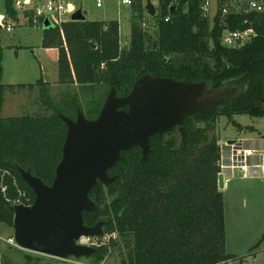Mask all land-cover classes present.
<instances>
[{
    "label": "trees",
    "instance_id": "16d2710c",
    "mask_svg": "<svg viewBox=\"0 0 264 264\" xmlns=\"http://www.w3.org/2000/svg\"><path fill=\"white\" fill-rule=\"evenodd\" d=\"M202 1L159 0L156 16H150L155 27L151 34L143 22L146 6L142 0H134L130 44L123 49L118 21L86 20L44 27L43 45L58 49V80L68 91L56 100L43 80L18 85L20 89L41 85L45 109L41 115L2 117L7 86L1 81L0 50V224L14 226L10 205L17 189L13 179L29 192L32 203L35 200L18 168L31 171L47 185L54 181L67 136L62 116L76 120L80 110L95 120L112 88L118 96H126L147 74L179 82L206 81L214 89L233 88L237 95L213 111L188 116L184 138L181 134L176 137L177 128L152 137L153 153L144 166L138 147L124 153L110 172L119 176L114 184L100 185L90 193L99 208L84 213V221L94 226L108 217L106 229L127 242L121 264H224L237 260L226 252L224 200L218 183L222 147L209 135L220 116H226L237 129H242L233 122L237 115L264 118V14H234L225 23L217 14L210 22L201 17ZM4 10L12 21L18 20L14 0H4ZM25 13L29 20L34 19L32 12ZM247 29H254L255 35L245 46L229 49L223 45L226 30ZM76 85L79 88L73 92ZM86 93L94 98L86 100ZM202 123L204 126H196ZM103 252L98 249L94 256L98 264L105 258Z\"/></svg>",
    "mask_w": 264,
    "mask_h": 264
},
{
    "label": "water",
    "instance_id": "95a60500",
    "mask_svg": "<svg viewBox=\"0 0 264 264\" xmlns=\"http://www.w3.org/2000/svg\"><path fill=\"white\" fill-rule=\"evenodd\" d=\"M145 6L149 16H156L157 9L151 0ZM175 10L173 7L171 13ZM84 21L82 9L71 17L73 23ZM52 25L48 19L43 23L45 28ZM91 46L96 48L94 43ZM236 95L233 88L214 89L206 81L179 82L147 74L134 83L126 96H118L112 88L95 120H89L80 110L76 120L62 116L67 136L52 184L47 185L31 171L18 168L23 182L34 192L35 200L31 206L10 205L17 247L61 261L95 256L98 249L78 242L81 237H102L108 222L99 220L95 226H88L84 213H93L99 208L90 193L100 185L114 184L119 176H110V172L123 160V154L138 147L142 150L140 163L144 166L153 153L152 137L179 128L184 138V122L188 116L202 110L213 111ZM227 145L237 149L236 141H229ZM218 183L219 190H224V172L219 175Z\"/></svg>",
    "mask_w": 264,
    "mask_h": 264
},
{
    "label": "rangeland",
    "instance_id": "374dc122",
    "mask_svg": "<svg viewBox=\"0 0 264 264\" xmlns=\"http://www.w3.org/2000/svg\"><path fill=\"white\" fill-rule=\"evenodd\" d=\"M17 1L14 0L15 3ZM142 1L145 6L147 0ZM76 2L78 6L82 3L83 13L88 21L103 19L109 22L118 21L121 25V47L123 49L129 46L132 28V8L130 6H123L121 0H103V8H97L94 0H76ZM18 13V20L11 22L14 28L12 32H8L4 28L0 30V50L3 63L1 81L3 85L7 86L1 113L4 118L23 117V115L36 116L45 113L42 98H40L41 85L32 89L30 87L20 89L18 85H35L41 80L46 81L51 96L56 100L60 99V93L68 91V88L62 86L58 80V49L43 45L45 28L41 22L25 17V12ZM5 14L4 0H0L1 23L4 16L6 18ZM143 22L146 24L145 28L153 34L155 27L148 13ZM61 36L63 37V34ZM78 88L79 86L76 85L72 91L75 92ZM84 97L86 100L94 98L89 93H86ZM234 120L237 124L255 127L264 133V118L237 115ZM232 124L226 116H222L218 125H215V130L209 135L210 138H217L219 146L222 147L220 162L222 172H224L223 155H230L232 149L227 145V142H238L240 141L238 139L243 138L238 134L239 130L237 131ZM196 126L204 125L202 123ZM175 135L178 139L180 138L179 132H176ZM249 169L251 170L252 167ZM243 173L248 174V170L237 171L236 183L230 189L226 188L221 191L224 200L226 252L237 257V260L224 264H264V174L260 175L259 179L251 180V177L242 179L240 176ZM110 200L108 198V201ZM100 220L108 221V217L104 216ZM12 237L14 238L13 227L0 224V264H98L94 256L81 258V260L72 258L61 261L26 252L9 242ZM96 243L97 249H101L102 252L104 250L105 257L99 264H121L125 259L127 242L123 238H119L117 232L105 227L104 235L99 237Z\"/></svg>",
    "mask_w": 264,
    "mask_h": 264
},
{
    "label": "built area",
    "instance_id": "2783aa9c",
    "mask_svg": "<svg viewBox=\"0 0 264 264\" xmlns=\"http://www.w3.org/2000/svg\"><path fill=\"white\" fill-rule=\"evenodd\" d=\"M94 1L97 8H103V0ZM121 1L123 6L131 7L134 0ZM151 2L156 9H158L159 0H151ZM79 6L83 9L82 3H80ZM79 6L76 0H18L15 3V10L17 12H32L36 22H44L48 19L56 26L65 22H71V17L80 9ZM252 12L264 14V0H203L200 4L201 17L209 20L210 22H213V20L217 17V14H219L222 22L225 23V20L230 15L240 13L248 14ZM4 18L2 22L3 24L0 22V28H4L8 32H12L14 29L11 25L12 20L8 18L7 15L6 18ZM168 20L169 18L167 17L165 21ZM245 23L247 24L248 21ZM254 35V29H247L244 31L235 30V32L226 30L222 37L223 45L229 49L241 48L252 41ZM236 146L237 149L235 150L233 148L231 151V163L237 166L246 162L249 157L253 156L254 152L251 150H245L242 142H238ZM13 182L15 188L17 189V197L12 201L11 205L31 206L33 203L29 192L20 188L16 179H13ZM5 190L6 189H4V191ZM98 238L81 237L78 245H84L97 249L98 245L96 242L98 241ZM9 242H11L12 245L17 246L13 237L9 239Z\"/></svg>",
    "mask_w": 264,
    "mask_h": 264
},
{
    "label": "crops",
    "instance_id": "0c3cea01",
    "mask_svg": "<svg viewBox=\"0 0 264 264\" xmlns=\"http://www.w3.org/2000/svg\"><path fill=\"white\" fill-rule=\"evenodd\" d=\"M86 20L88 21L87 17H86ZM92 21L109 22L108 20H104V19L103 20H92ZM221 117L222 116H220V118ZM220 118L217 120V125L220 122ZM234 118H233V122H235ZM237 125H239L242 129H237L236 126L234 127L237 129V131L239 130L238 134L241 135V137H243L241 139H238L240 140L238 142H242L244 149L251 150L254 152V154L253 156L249 157L246 160V162L239 164L237 166L231 163L232 162L231 154L223 155L224 156L223 157L224 159L223 169L225 173V189L226 188L230 189L236 183L237 181L236 175H237V171L239 170H242V172L248 170V174L243 173L242 176H240L242 179L250 178V177H251L250 178L251 180L259 179L264 174V164H263L264 163V133L255 127L244 126L239 123ZM247 128H253V129L248 130ZM249 167H252V169L250 170ZM250 171L252 172L250 173Z\"/></svg>",
    "mask_w": 264,
    "mask_h": 264
},
{
    "label": "flooded vegetation",
    "instance_id": "af4514ba",
    "mask_svg": "<svg viewBox=\"0 0 264 264\" xmlns=\"http://www.w3.org/2000/svg\"><path fill=\"white\" fill-rule=\"evenodd\" d=\"M98 116H99V115H98ZM98 116H97V117H98ZM97 117H96V118H97ZM72 120H73V119H72ZM175 129H176V128H175ZM177 129L179 130V128H177ZM179 133H180V130H179ZM110 176H111V174H110ZM94 226H95V225H94Z\"/></svg>",
    "mask_w": 264,
    "mask_h": 264
}]
</instances>
